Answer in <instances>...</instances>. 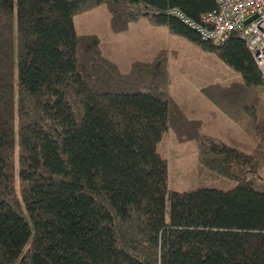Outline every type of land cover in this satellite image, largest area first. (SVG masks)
<instances>
[{"label":"trees","instance_id":"obj_1","mask_svg":"<svg viewBox=\"0 0 264 264\" xmlns=\"http://www.w3.org/2000/svg\"><path fill=\"white\" fill-rule=\"evenodd\" d=\"M100 4L112 29L145 17L238 74L201 91L253 149L183 115L164 50L121 73L94 34H77L72 17ZM173 8L198 21L215 4L0 0V264H264V114L244 95L260 90L264 105V84L242 38L203 41ZM168 129L194 140L198 177L231 186L169 190L156 152Z\"/></svg>","mask_w":264,"mask_h":264},{"label":"rangeland","instance_id":"obj_2","mask_svg":"<svg viewBox=\"0 0 264 264\" xmlns=\"http://www.w3.org/2000/svg\"><path fill=\"white\" fill-rule=\"evenodd\" d=\"M72 22L76 33L96 34L105 55L113 59L120 69H126L131 60H150L158 50L165 49L172 94L176 92L188 95L191 107L186 109L200 120L199 131L215 135L244 151L252 148L251 140L226 124L221 112L211 104L202 103L199 100L202 96L192 94L193 87L197 84L214 80L226 84L238 80L237 74L221 63L214 53L201 50L184 37L170 33L166 27L150 23L145 17L127 23L120 30H114L104 4L74 15ZM244 95L246 103L255 109L256 114L263 115L261 91L253 89ZM262 122L260 125L264 127V121ZM235 124L239 126L236 122ZM156 152L166 162V186L169 190L185 191L207 184L222 189L231 186L228 180L222 184L219 181L218 184L215 182L217 180L198 177L196 145L192 139L178 142L168 129L156 144ZM257 172L264 179V168H258Z\"/></svg>","mask_w":264,"mask_h":264},{"label":"built area","instance_id":"obj_3","mask_svg":"<svg viewBox=\"0 0 264 264\" xmlns=\"http://www.w3.org/2000/svg\"><path fill=\"white\" fill-rule=\"evenodd\" d=\"M215 8L198 21L184 16L177 9L167 14L177 16L203 41L220 42L228 34L242 38L264 84V0H213ZM247 19L249 21L244 23Z\"/></svg>","mask_w":264,"mask_h":264},{"label":"crops","instance_id":"obj_4","mask_svg":"<svg viewBox=\"0 0 264 264\" xmlns=\"http://www.w3.org/2000/svg\"><path fill=\"white\" fill-rule=\"evenodd\" d=\"M147 19V18H146ZM77 34H94V33H77ZM96 37H97V35L96 34H94ZM97 39H98V46H99V49H100V52H101V54L107 59V60H109L110 62H112L116 67H117V69H118V71L119 72H121V73H126L128 70H129V68H130V65L133 63V62H149V61H151L153 58H154V56L156 55V53H158L159 51H161V50H165V49H160V50H158L156 53H154V55H153V57L150 59V60H146V61H144V60H131L130 61V63H129V65H128V67L126 68V69H120L119 67H118V65H117V63L115 62V61H113V59H111V58H109V57H107V55H105V53L103 52V50H102V46H101V44H100V40H99V38L97 37ZM222 63V62H221ZM168 65V64H167ZM236 74V73H235ZM169 78H170V74H169V67H168V94H169V96H170V98L176 103V105L178 106V108L180 109V111L183 113V115L187 118V119H194V120H197L198 121V123H199V119L196 117V116H193V115H191L190 114V112L187 110V109H189L191 106H189V100H188V95H186V96H183V95H181L180 93H176V92H174L173 94H172V91H171V88H170V81H169ZM237 78H238V80L240 79V77H239V75L237 74ZM183 79H184V81H185V78L183 77ZM219 80V79H218ZM219 84V85H222V86H225V85H227L229 82H227L226 84L225 83H223V84H221V83H219V82H215V80L214 81H211V82H206V83H204V84H202V85H199V84H197L195 87H193V90H192V94H198L199 96H202V97H199L200 99V101L202 102V103H208V104H211L215 109H217L219 112H221L222 114H223V118L226 120V124H230V126L231 127H233V128H235L239 133H240V135L241 136H246L248 139H250L251 140V142H252V148H250L249 150H247V151H244V150H241L240 148H238L237 146H235V145H233V144H230V143H228V142H225L224 140H221L219 137H217V136H215V135H207V134H204V135H207V136H210V137H213V138H215L216 140H218V141H220V142H222V143H224V144H227V145H229V146H232V147H234V148H236V149H238V150H240V151H243V152H249V151H251L252 149H253V147H254V142H253V140L246 134V132L245 131H243L239 126H237L236 124H235V122L233 121V119H231L228 115H226L225 113H223L220 109H218L207 97H205L204 95H203V93H202V91H201V88L202 87H205L206 85H209V84ZM201 94V95H200ZM187 108V109H186ZM170 130V129H169ZM172 131V130H171ZM174 134V133H173ZM175 136V135H174ZM175 139H177L176 138V136H175ZM178 142H181V141H179V140H177ZM183 141H186V140H183ZM207 185H210V184H207ZM201 186H203V185H201ZM197 187H200L199 185H197V186H195V187H193V188H191V189H194V188H197ZM191 189H189V190H191ZM176 191H178V190H176Z\"/></svg>","mask_w":264,"mask_h":264},{"label":"water","instance_id":"obj_5","mask_svg":"<svg viewBox=\"0 0 264 264\" xmlns=\"http://www.w3.org/2000/svg\"><path fill=\"white\" fill-rule=\"evenodd\" d=\"M249 21V19H247L244 23H247Z\"/></svg>","mask_w":264,"mask_h":264}]
</instances>
